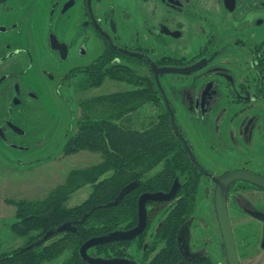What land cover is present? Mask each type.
Returning a JSON list of instances; mask_svg holds the SVG:
<instances>
[{"label":"flooded vegetation","instance_id":"obj_1","mask_svg":"<svg viewBox=\"0 0 264 264\" xmlns=\"http://www.w3.org/2000/svg\"><path fill=\"white\" fill-rule=\"evenodd\" d=\"M90 50L100 52L86 57ZM77 52L86 58L78 57L77 65L62 69L63 61ZM99 59L109 60L104 68L121 66L141 77L139 83L122 81L130 86L123 91L151 90L154 97L139 99L142 104L134 112L149 108L150 124L167 112L185 158L184 171L178 170L170 188L158 190L169 191L178 179L175 196L147 203L146 228L141 235L125 239L136 241L125 245L124 258L149 264L162 247L176 246L177 264H228L215 205L217 180L232 171L263 178L264 174L245 166L217 174L196 153L251 152L257 142L264 144V0H0V155L4 159L25 164L14 158V151L44 148L40 136L47 116L43 92L47 79L61 98V86L80 76L84 80L85 72L97 70ZM194 132L202 137L209 134L205 145L193 139ZM205 182L213 186L210 201L203 193ZM251 186L264 192L256 184L236 179L226 194L236 247L232 215L250 222L247 215L262 224L256 246L264 244V221L253 214L264 213L256 206L264 198L254 196L258 192ZM198 199L212 211L219 233L215 246H221L226 263L202 247L207 240H202L205 221ZM165 208L172 213L170 229L175 231L170 242L158 236ZM137 223L138 219L121 229ZM247 244L252 245L243 242Z\"/></svg>","mask_w":264,"mask_h":264},{"label":"trees","instance_id":"obj_2","mask_svg":"<svg viewBox=\"0 0 264 264\" xmlns=\"http://www.w3.org/2000/svg\"><path fill=\"white\" fill-rule=\"evenodd\" d=\"M98 60L97 70L85 72L81 88L99 86L106 78L129 83H139L141 77L125 67L110 66ZM102 63V64H101ZM142 93V94H141ZM151 90H131L95 96L81 102L83 113L78 118V129L69 135L64 146V155L82 150L100 153L103 161L95 166L74 171L68 182L55 189L41 200L7 199L16 207V221L10 229L16 235L27 237L22 247L0 254V264H41L57 259L68 251L63 264H91L81 256L82 244L91 237L106 234L118 228L130 227L138 219V197L143 192L168 190L178 170L184 171L185 158L180 151L181 142L173 136L168 113H161L157 122L145 128L125 127L120 119L137 110L139 99H153ZM143 102V103H144ZM95 107L106 113L93 114ZM175 139V140H174ZM161 166L154 174L150 172ZM138 181V186L128 192L120 203L106 206L129 183ZM91 192L79 204H67L69 193L85 184ZM98 206V207H95ZM158 229V236L165 242L174 240L171 220L167 213ZM69 224L50 235L41 243H35L52 228ZM136 240H116L99 244L89 250L90 254L107 257L127 255L125 245ZM143 238L140 243L142 247ZM176 246H164L149 264H177Z\"/></svg>","mask_w":264,"mask_h":264},{"label":"rangeland","instance_id":"obj_3","mask_svg":"<svg viewBox=\"0 0 264 264\" xmlns=\"http://www.w3.org/2000/svg\"><path fill=\"white\" fill-rule=\"evenodd\" d=\"M99 52V50H90L85 56L93 58ZM78 57H83V55L78 52L77 54L71 53L70 57L63 61L62 69H69L73 65H77ZM82 79L83 76H80L62 85L59 89L61 98L56 96L55 85L50 82V79H47L48 84L45 91H43L47 116L44 120V128L40 136V142L42 143V147H44L41 149L42 151L32 153L14 151V158L22 159L23 162H26L25 164L4 159L0 155V254L22 247L27 241V237L18 236L10 229V225L16 221V207L9 204L6 201L7 199H44L52 189L66 184L74 171L95 166L103 161V156L100 153L87 150L64 155L63 146L67 137L74 134L78 129V118L83 113L81 106L83 100H89L102 94L123 91L130 86L126 82L106 78L101 86L83 90L80 89ZM149 110V108H145L143 112H131L132 114L128 117L121 118L120 123L125 127L145 128L150 125L148 116L151 114ZM102 113H106L105 109L99 107L93 109V114L101 115ZM193 134V139L198 144L203 143L205 145L206 138L208 139L209 137L208 133L203 137L197 132ZM35 145L37 143L32 142V146ZM255 146L256 149H251V152H238L235 154L201 150L196 153V157L210 171L217 174L223 173L226 169L242 166H245L246 169L252 172L264 174V144L257 142ZM46 155L47 157L44 158ZM160 167L158 166L153 169L150 174H154ZM251 187L253 191L258 192L257 194H253L254 196L264 198V192H261L255 186ZM202 188L203 193H206L207 200L210 201L213 189L212 184L205 182L202 184ZM90 192L91 185L89 183L72 190L69 193L70 198L67 204L69 206L79 204ZM198 201L203 200L198 199ZM200 205V210L202 211L200 214L204 216L203 219L205 221V224L201 228L202 240H207V246L202 247L206 248L208 255L212 258L219 254L217 259H215L219 262L226 263L221 246H215L219 233L217 231L218 229H216V221L212 211L211 209L207 211V209L203 208V202H200ZM234 206H232L233 209ZM256 206L264 211V202ZM244 216L250 222H246L242 217H233L232 215L240 263L264 264V248L262 246H256L257 228L261 230L262 224L259 225L258 221L250 216ZM243 242H248L252 245L248 246L249 244H247V246H244ZM219 248L220 253L218 252ZM135 249L136 246L134 247V251H136ZM134 251L133 253H135ZM67 255L68 251L53 261L43 262L41 264H63Z\"/></svg>","mask_w":264,"mask_h":264},{"label":"water","instance_id":"obj_4","mask_svg":"<svg viewBox=\"0 0 264 264\" xmlns=\"http://www.w3.org/2000/svg\"><path fill=\"white\" fill-rule=\"evenodd\" d=\"M167 70V69H165ZM159 73V72H158ZM158 73H156V77L158 80ZM186 144V143H185ZM242 179L249 181L253 184H256L262 188H264V178L250 173L246 171H232L217 180V188L215 192V205L218 214V220L221 227L222 235L225 243L226 250V258L228 264H241L237 252V247L235 244V239L229 219V215L227 212V203H226V194L229 188L230 183L233 180ZM138 181L131 182L127 184L118 194V196L109 202H107L106 206H113L121 202L123 197L133 190L137 185ZM178 188V179L176 180L174 186L169 191H155V192H145L141 194L138 202V223L134 227L124 230L121 228L112 230L106 234L94 236L86 240L81 248V256L87 262L91 264H134V260L124 258V257H96L89 254V249L93 246H97L99 244L108 243L116 240H125V239H133L143 233L147 225V203L149 201H167L175 196ZM98 207V206H95ZM259 220L264 221V213L254 212L253 213ZM69 224H64L62 226L52 228L46 234H44L39 240L35 241V243H41L45 239H47L50 235L54 234L57 231L67 229ZM264 248V244L262 246Z\"/></svg>","mask_w":264,"mask_h":264}]
</instances>
